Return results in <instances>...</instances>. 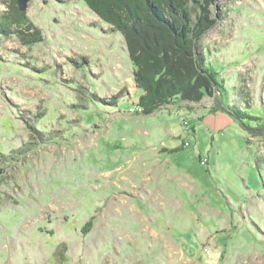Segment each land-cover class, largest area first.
<instances>
[{"label": "rangeland", "instance_id": "1", "mask_svg": "<svg viewBox=\"0 0 264 264\" xmlns=\"http://www.w3.org/2000/svg\"><path fill=\"white\" fill-rule=\"evenodd\" d=\"M25 13L41 41L0 18V264H264V0L211 6L222 96L150 115L122 35L82 0Z\"/></svg>", "mask_w": 264, "mask_h": 264}, {"label": "trees", "instance_id": "2", "mask_svg": "<svg viewBox=\"0 0 264 264\" xmlns=\"http://www.w3.org/2000/svg\"><path fill=\"white\" fill-rule=\"evenodd\" d=\"M82 1L110 32H118L124 39L134 66L133 82L142 93L137 102L141 111L135 113L150 115L174 101L199 103L217 93L222 96L223 87L207 67L205 49L199 44L216 22L211 15L215 0ZM0 18L7 21V33L26 39L23 45L42 40L39 29L19 10L16 0H9L8 10ZM121 96L98 101L111 105ZM225 111L235 120L244 114L231 107Z\"/></svg>", "mask_w": 264, "mask_h": 264}, {"label": "water", "instance_id": "3", "mask_svg": "<svg viewBox=\"0 0 264 264\" xmlns=\"http://www.w3.org/2000/svg\"><path fill=\"white\" fill-rule=\"evenodd\" d=\"M30 0H16L17 6L21 12H25ZM220 99V97L218 98Z\"/></svg>", "mask_w": 264, "mask_h": 264}, {"label": "built area", "instance_id": "4", "mask_svg": "<svg viewBox=\"0 0 264 264\" xmlns=\"http://www.w3.org/2000/svg\"><path fill=\"white\" fill-rule=\"evenodd\" d=\"M138 111H141V109L138 108ZM130 112H133V110L130 109ZM204 252H205L207 255H210V251H209L208 248H206V249L204 250Z\"/></svg>", "mask_w": 264, "mask_h": 264}, {"label": "crops", "instance_id": "5", "mask_svg": "<svg viewBox=\"0 0 264 264\" xmlns=\"http://www.w3.org/2000/svg\"><path fill=\"white\" fill-rule=\"evenodd\" d=\"M137 89V88H136ZM137 91H139L138 89H137ZM140 92V91H139ZM142 94V93H141ZM164 206V205H163Z\"/></svg>", "mask_w": 264, "mask_h": 264}]
</instances>
